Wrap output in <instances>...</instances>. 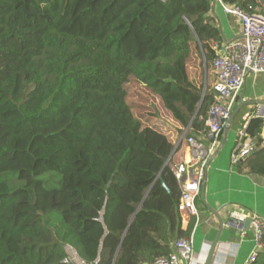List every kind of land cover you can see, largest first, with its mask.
<instances>
[{"label":"trees","instance_id":"1","mask_svg":"<svg viewBox=\"0 0 264 264\" xmlns=\"http://www.w3.org/2000/svg\"><path fill=\"white\" fill-rule=\"evenodd\" d=\"M210 10L211 0H0V264H65V246L88 264H153L190 235L166 164L174 146L133 115L124 88L134 80L203 134L221 40ZM197 51L200 85L198 63L187 68ZM260 127L251 119L247 133ZM238 166L264 177V148Z\"/></svg>","mask_w":264,"mask_h":264},{"label":"built area","instance_id":"2","mask_svg":"<svg viewBox=\"0 0 264 264\" xmlns=\"http://www.w3.org/2000/svg\"><path fill=\"white\" fill-rule=\"evenodd\" d=\"M226 14L235 16L240 21V37L225 43L215 51L211 62L213 76L212 91L216 95L204 121L202 138L184 133L178 139L179 146L186 143L187 160L175 165H167L175 178L180 195L177 212L181 217L193 218L194 224L188 237L176 239L171 245V252L157 257L153 264H191L194 257L193 231L200 223L196 202L199 200L206 169L217 152L221 135L227 127L232 111L243 100L238 101L245 79L248 75L264 74V4L252 13H246L236 6L222 4ZM251 119L261 123L257 135H249L247 127ZM264 145V102L255 104L251 114L245 119L237 131L235 145L230 154V163L238 165ZM250 229L254 248L244 264H252L257 260L258 252L263 248L264 220L250 216ZM65 264H88L70 246L64 247ZM98 258L92 264H98ZM210 264H226L220 255L214 252Z\"/></svg>","mask_w":264,"mask_h":264},{"label":"crops","instance_id":"3","mask_svg":"<svg viewBox=\"0 0 264 264\" xmlns=\"http://www.w3.org/2000/svg\"><path fill=\"white\" fill-rule=\"evenodd\" d=\"M257 3L256 8H259L264 4V0H257ZM208 17L211 23L218 28L221 36L220 42L213 44L215 51L220 50L225 43L240 37V21L223 11L220 0H211ZM196 71L197 69L194 68L195 74ZM247 87L250 89L248 94ZM238 98V101L243 100V103L221 135L217 152L206 169L200 197L196 202L200 217V223L193 231L196 264L205 263L211 245L217 237L216 254L220 255L226 264H244L254 248L251 229L245 231L224 227L220 232V220L225 222L230 216L241 221H245L250 216L264 220V177L239 171L238 165L233 166L230 163V154L235 145L237 131L251 114L255 104L264 102V74L248 75ZM165 111L168 115L160 113L159 117H153L154 123L152 122L150 126L158 125L160 129L156 131L167 136L173 144L175 151L168 161V165L172 166L187 160L188 154L185 146L179 161H172L182 144L176 146L179 137L184 133L190 134V131L189 128H182L171 114ZM239 113H241L240 116H237ZM192 135L196 138L203 137L202 134ZM263 148L264 145L259 149ZM192 220L193 218L181 217L182 230ZM258 254L259 257L261 254L264 255V248L259 250Z\"/></svg>","mask_w":264,"mask_h":264},{"label":"rangeland","instance_id":"4","mask_svg":"<svg viewBox=\"0 0 264 264\" xmlns=\"http://www.w3.org/2000/svg\"><path fill=\"white\" fill-rule=\"evenodd\" d=\"M199 51H197V55L193 57V59H189L190 61L187 63V68L189 64V71L191 73V68L193 67V64L198 63V75L195 78L193 77V74H190V79L192 81H195L197 85H200L201 83L204 84L205 81V71L207 70L205 64L203 61H200ZM194 60V61H193ZM198 60V61H197ZM197 61V62H196ZM202 63V64H201ZM211 63L209 64V73H208V79H207V85L210 87L212 82V71L210 68ZM191 67V68H190ZM212 77H211V76ZM247 94L250 91L249 87H247ZM240 95V94H239ZM124 96L127 103L130 105L131 110L133 112L134 116H137L145 121H147L148 125L150 126L151 123H154L153 117H159L160 113L167 116V112L164 110V107L159 100L158 97L151 94L149 91L144 90L143 88H140L139 85L132 79L129 80V82L126 83L124 88ZM239 99V98H238ZM241 113H239L240 116ZM154 130H159L160 128L158 125H154L152 127ZM186 146L185 141L182 142L181 147L177 154L174 155L172 161L178 162L179 158L182 154L183 148ZM181 163V162H179ZM178 164V163H176ZM66 247V246H65ZM191 264H196L195 255L193 257V262Z\"/></svg>","mask_w":264,"mask_h":264},{"label":"water","instance_id":"5","mask_svg":"<svg viewBox=\"0 0 264 264\" xmlns=\"http://www.w3.org/2000/svg\"><path fill=\"white\" fill-rule=\"evenodd\" d=\"M204 90H205V85H204L203 91ZM240 107H241V103H239L235 107V109L232 111L227 124H230V122L232 121V119L234 118L236 113L239 111ZM174 151H175V149H173L171 155L174 153ZM168 161H169V159L167 160V162ZM162 186L165 187V189L167 190L166 186L163 183H162ZM250 222L251 221H250L249 218L246 219L245 221H241V220H238L235 217L230 216L225 222L220 220V232L223 230L224 227L227 228V229H237V230L244 229L245 231H247L250 228ZM238 234H239V231H238ZM217 243H218V237L213 241L204 264H210L211 263V260L213 258V255H214V252H215V249H216V246H217Z\"/></svg>","mask_w":264,"mask_h":264}]
</instances>
